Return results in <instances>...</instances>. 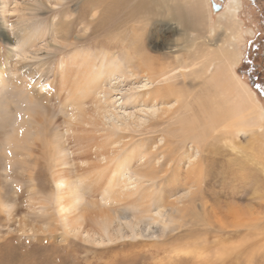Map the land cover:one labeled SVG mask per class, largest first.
<instances>
[{"label": "rangeland", "instance_id": "374dc122", "mask_svg": "<svg viewBox=\"0 0 264 264\" xmlns=\"http://www.w3.org/2000/svg\"><path fill=\"white\" fill-rule=\"evenodd\" d=\"M85 1L0 0V264H264L261 165H239L244 154L234 150L219 133L199 146L180 124L182 118L198 110L196 104L212 84L219 66L228 62L221 51L229 50L239 55V62L230 57V63L250 87L262 114L263 128L254 125L253 130L259 136L258 145H264V0H237L241 1L239 10L237 1L214 0L223 2L222 8L214 10L213 0H209V24L202 26L206 31L200 37L195 32L185 35L176 20L169 23L176 28L167 29L163 23L165 14L155 17L158 21L146 30L149 54L158 58L163 49L156 48L158 42H166L172 50L168 60L171 71L175 67L173 73L187 74L186 84L179 82L177 86L190 93L180 103L171 97L153 102L155 105L145 104L143 91L152 90L158 82L150 83L146 74L147 77L130 73L129 65L133 64L134 70L138 67L134 60L127 62L129 46L109 50L95 42L98 34L92 40L84 39L93 26L87 29L84 23L75 24L70 37L78 36V51L97 53L91 56L96 68L121 66L113 76H107L100 92L90 94L84 105L86 112L81 113L68 100L74 92L72 88L62 89L60 75L76 50L67 48L63 52L48 46L60 45L54 31L65 11V16L72 19ZM27 6L33 8L26 11L32 17L29 23L39 34L36 43L41 48L37 52L49 53L42 58L48 68L43 81L47 83L43 92L47 93L41 100L18 80L30 66L28 62L34 63L31 67L39 77L36 63L40 65L41 61L18 62L12 49L17 42L13 28L22 23ZM127 29L121 32L123 36L131 35L132 29ZM105 50L109 58L98 53ZM159 58L163 62L162 56ZM208 60V70L199 73ZM68 75L64 84L79 81L78 74ZM27 86L33 88L35 84L28 81ZM189 102L193 108L186 112ZM168 107L177 110L164 114V110H171ZM37 116L42 117V124L33 128L36 123L31 119ZM21 126L26 139L38 137L37 141L48 147L54 143L58 149L54 152L68 164L58 170L51 168L55 156L48 154L47 162L37 151L40 165L30 170L28 165L33 162L22 163L24 155L8 157L13 147L10 138ZM247 134L250 135L240 133L235 143L245 144ZM185 135L190 137L181 138ZM78 136L87 139L79 140ZM118 163L120 171H116ZM150 170L155 172L154 179L144 176ZM64 181L71 184V190ZM119 191L144 197L145 202L128 199L116 204V195L123 194ZM129 200L136 204L132 206L137 209L136 216L131 209H127L128 218L119 216L113 208H122L126 213L124 205ZM144 205L149 211L140 213ZM172 205L183 212L176 211L171 220L166 214L163 222H153L152 213L161 207L170 212ZM108 218L113 219V224L111 236L107 237L101 228ZM127 220L135 222L133 228Z\"/></svg>", "mask_w": 264, "mask_h": 264}, {"label": "bare ground", "instance_id": "6f19581e", "mask_svg": "<svg viewBox=\"0 0 264 264\" xmlns=\"http://www.w3.org/2000/svg\"><path fill=\"white\" fill-rule=\"evenodd\" d=\"M233 1H237V0H233ZM208 2L209 0H134V1L133 0H87L84 2L82 9L78 11L79 13L72 19H68L67 15L65 16L66 14L65 11L64 16H61V18L56 23V28L54 31L56 34L55 41H57V43H59L60 45L49 44L48 47H56L58 49H61L63 52L68 51V49H74V48L76 50L74 51V53L73 52L71 53V57L68 55L69 56L68 60L70 62L67 61V63L62 67V70L60 71L63 84H64V80L69 77L68 74H78L79 81L76 84L73 83L74 81H72L71 83L69 82L68 84L66 82L64 84L65 86L62 84L63 86L62 89L71 90L72 88L73 90L72 92H74L72 93L73 95H71L68 98V100H70V103L72 102V105L76 106V109H78L81 113L86 112L84 109V105L86 104L85 102L91 97L90 94L100 92L102 90L101 89L102 83L106 81L107 76L108 75L110 76L111 74H112L111 76H113L114 72L121 68L120 65H119L120 67H118L117 69L116 65L108 66V64L105 66V69L101 68L103 67L102 65L96 68V63H95L96 60L91 56L97 53H91L88 50L84 52L77 50L78 48L76 47L77 46L76 40L78 39V36L72 37V39L70 37L72 34V29L76 26L75 24L77 23H84L87 26V29L89 28V26H93V28L91 27L92 31L84 36V39L86 40H90L95 34H98L100 36L96 39L94 38L95 42L100 44L102 47L108 48L109 50H113L116 48L119 49L120 47L124 48L125 46H129V50L131 51V53H127L126 51V53L128 54L127 62L131 63L129 59L134 60L137 63L136 66L138 67V70H134L133 67L135 66H133V64L129 65L128 67L130 73L132 75H137V76L138 75L144 76L146 74L148 76V79H150V83H154L155 81L158 82L157 85H154L152 90L149 88V90L143 91L145 93L144 95L145 97H143L142 101L145 102V104L159 102V100L169 99L171 97H175L177 99V102L179 103L182 100H184V98L186 99L188 96H190L189 91L184 87L177 86V84L179 82H183V84H186L185 80L187 78V74H185L184 72L173 73L175 67L171 71V64H170L171 61L169 62L168 60L169 58H171L170 53H172V50L169 49L170 47L167 46L166 42L164 43L158 42L155 44L156 48L157 46L160 48L163 47V49L159 51L161 52L159 56H162L163 62L161 61V58H159V56L156 59V56L149 54L146 30H148V26L150 24L158 21L155 18L156 16L165 14L163 16L164 19L163 18L162 19H163V23L167 24L166 27L167 29L170 30L175 29L176 27L172 25H171L172 27H170L169 23L170 21L176 20L179 23V25L182 26L183 29L185 30L184 33L185 35H190L191 33L195 32L196 36L200 37L201 35H203L204 31H206L205 28H203L202 26L203 25L208 26L209 24L208 21L209 16H207L206 14L208 13V7H207ZM41 3L45 7V3L43 1ZM240 3L241 1L235 2L238 10L240 8ZM60 4L62 3L59 2V5ZM211 6L212 5L210 4V7ZM236 7H234V9H236ZM29 9L33 10V8L29 6L23 9L24 15L22 18V23L13 28V31L17 36V42L15 44H12L13 45L12 49H14L13 51H15V55L19 59V60L17 59L18 62L31 61L34 59H38L39 62L41 61L40 65L39 63H36L40 68L39 77L34 75L35 71L31 67L34 63L30 64V62H28V66L29 65L30 66L28 67L27 64L25 65L28 67L26 73L23 72L22 76L18 78L21 86L23 87L26 86L25 89L28 92H30L33 89L34 92H36L34 97L40 99L43 98L44 94L47 93V92L46 93L43 92L46 87L45 84H47L44 83L43 81L45 80L44 75L45 74L47 75L46 70L48 67H45L47 62H44L45 60L42 58L48 56L49 53H43L44 55L43 54L39 55V53L37 52L41 48L40 46H39L40 48H37L38 43H36L39 38V34L33 31L34 28L32 27V24L29 23V20L32 18L29 16L30 12L29 13L26 12ZM97 12H99V16L98 17L96 16L97 18H95ZM190 15L192 16L191 18ZM135 22L138 25H135L134 24ZM127 27L132 29V33L130 36L129 35L123 36L121 32L129 30L127 29ZM210 31H213L212 28L210 29ZM164 46L166 50L164 49ZM92 47L93 46H91V48ZM183 47L185 48V46ZM105 51L104 52L97 51V52L103 53L101 54V57L106 56L107 58H109V52L108 51L105 52ZM221 55L227 58L229 63L225 61V63H223L222 66H219V70L217 71L215 77L213 78L212 84L205 89V92L200 97L198 104H196L198 110L194 112V114H191L188 117L186 116L187 118L186 117L182 118L180 124L182 127H184L185 131L187 130L191 134L190 135L191 138L193 137L195 139V141L193 140V142L198 143L199 146H203L209 141V139L215 138L216 134L219 133L221 135L220 137H223L226 143L227 141L231 142V146L234 150H239L244 154L243 157L245 158L238 161L239 165L246 166L248 162H252V164L259 163L261 165L262 173L264 174V145L261 146L258 145L257 142L259 136H256L253 130L254 125H257V128L260 129L263 128L262 114L259 112V107L257 103H255L256 101L252 96V93L249 89L250 87L236 73L234 67H232L233 64L230 63V57L234 58L233 60L239 62L240 61L239 55L235 56L234 53L229 50L221 51ZM210 65H211V61L208 60L205 64H203L202 68H200L198 72L204 73L205 71L208 70ZM170 71L172 72V74H169ZM1 74L2 72L0 71V75ZM179 77H182V79L180 78V81H177L178 80L177 78ZM28 81L33 82L35 86H32L33 88L27 86ZM20 84L18 86H20ZM145 85L146 87H148V84ZM211 87L215 89L213 90ZM78 91L80 93H78ZM242 92H246L247 95H244ZM136 100L138 101V97L136 98ZM153 104L155 105V103ZM179 107L180 106H178L177 108L179 109ZM168 108L171 109L173 107H168ZM177 108L168 111L164 110L163 113L169 114L173 110L175 109L177 110ZM191 108H193V105L192 102H189L186 105L185 111L186 112L190 111ZM158 117L159 115H157L156 118ZM33 118L31 119L32 123L33 124L36 123V124L32 125L31 127L33 126L36 127V125L39 126V124L40 125L42 124V117L40 116L35 117L34 122H33ZM166 118H168L169 120L168 116ZM22 128L23 127L21 126L17 131V133L15 135L13 133L14 136L10 138L9 143H11L13 147H11L12 149L10 150L8 157L13 159L15 155H16L15 157L24 155L25 159L22 160V163L27 165V162L30 161L33 162L32 165H28L30 167V170L34 169L35 166L40 165L39 158L35 156V153H37V151L40 154L39 155L40 158L42 156V158H45L47 162H50L47 158V156H49L48 154H52L53 156H55L54 159H52L53 156H50L51 159L53 160L50 162L51 168L54 169L56 168L58 170V168L63 164H68L66 160L63 161L61 158H59V156H57L58 153L54 152V150H58L57 146L55 147L54 143H51L50 147H48L49 146L48 144L42 145L41 143H39L37 141L38 137L36 139H34V137L33 138L31 137L30 139H26L24 128L21 132ZM83 130L85 131V129ZM250 132H252V134ZM240 133H243L244 135L246 133L250 134V135L247 134L248 138L245 144L243 145L236 144L234 140V138L238 137ZM190 136L185 135L181 138H186ZM261 136L264 139V133ZM77 139L85 140L87 138H84L83 136H78ZM42 146H45L44 148L46 150L42 148ZM104 146L105 145L101 144L100 148L104 149L105 148ZM39 147L41 148V151ZM49 148L51 149L49 150ZM47 149L49 150V152H47ZM65 159L67 158L65 157ZM120 165L121 163L117 164L116 171L118 170L120 171L121 169ZM59 171L66 172V169L63 170L60 169ZM30 175L32 177L31 179L33 180L34 179L33 175L31 173ZM144 176H149L150 178L154 179L155 172L153 170L147 171ZM59 183H63V182L59 181ZM64 183H66L69 186V189L71 190L72 187L71 184L65 181ZM118 193H123V191H119ZM132 195L133 193L131 192L117 194L115 197L116 204H120V202L123 200L126 203L128 199H133L136 202L138 200L145 202L144 197L138 198V197H132ZM73 196L75 195L73 194ZM60 197L62 196L60 195ZM145 199L148 200V198ZM134 204L135 203L129 200L128 204L124 205V207H126V213L122 208H113V210L117 212L119 216L128 218L130 214H128L127 211L131 209L133 210L132 215H134L135 217L136 214L134 210L137 209L132 208ZM161 208L157 209L154 213L151 212L152 213L151 217L153 222H157V221L163 222L166 217V214L168 219L171 220L172 217L175 216L176 211H182L181 209L179 210V208L175 207L174 205H172L170 212L168 210L166 211ZM148 211L149 208H147L145 205L143 208L140 209V213H144V212L147 213ZM127 222L129 223L131 228L134 227L132 225V224L135 225V222L133 220L130 221L127 220ZM112 224H113V219L108 218L105 219V221H103V225L101 229L107 235V237L111 236L110 230ZM166 224H167V220L164 222V226H166Z\"/></svg>", "mask_w": 264, "mask_h": 264}, {"label": "flooded vegetation", "instance_id": "af4514ba", "mask_svg": "<svg viewBox=\"0 0 264 264\" xmlns=\"http://www.w3.org/2000/svg\"><path fill=\"white\" fill-rule=\"evenodd\" d=\"M220 1H225V0H220ZM214 4L216 5V7H218V9H220V8H222L221 7V4L223 5V2L220 4H218L217 2H215L214 0H213V7H214Z\"/></svg>", "mask_w": 264, "mask_h": 264}, {"label": "water", "instance_id": "95a60500", "mask_svg": "<svg viewBox=\"0 0 264 264\" xmlns=\"http://www.w3.org/2000/svg\"><path fill=\"white\" fill-rule=\"evenodd\" d=\"M214 10H218V7H216V5L214 4Z\"/></svg>", "mask_w": 264, "mask_h": 264}]
</instances>
